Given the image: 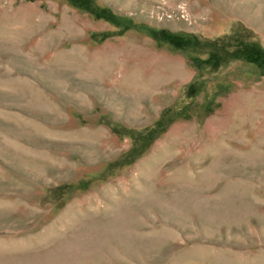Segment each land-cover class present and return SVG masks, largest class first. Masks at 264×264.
I'll use <instances>...</instances> for the list:
<instances>
[{
  "label": "rangeland",
  "instance_id": "obj_1",
  "mask_svg": "<svg viewBox=\"0 0 264 264\" xmlns=\"http://www.w3.org/2000/svg\"><path fill=\"white\" fill-rule=\"evenodd\" d=\"M0 264H264V0H0Z\"/></svg>",
  "mask_w": 264,
  "mask_h": 264
},
{
  "label": "bare ground",
  "instance_id": "obj_2",
  "mask_svg": "<svg viewBox=\"0 0 264 264\" xmlns=\"http://www.w3.org/2000/svg\"><path fill=\"white\" fill-rule=\"evenodd\" d=\"M159 75L161 76V78H155V82H151L147 86H145V91H146L145 93H147V91L150 90L149 93H147L148 95L151 94L152 92H154L156 89L161 88L162 86H166L170 81H174V80L178 79V77H179L178 72L175 70H172L169 72L170 81L166 80L167 75H164V76L161 74H159Z\"/></svg>",
  "mask_w": 264,
  "mask_h": 264
},
{
  "label": "trees",
  "instance_id": "obj_3",
  "mask_svg": "<svg viewBox=\"0 0 264 264\" xmlns=\"http://www.w3.org/2000/svg\"><path fill=\"white\" fill-rule=\"evenodd\" d=\"M166 32H162V34H165ZM164 36V35H163ZM169 37V35H168ZM165 40H170L169 38L163 37ZM172 42H174L173 39H171ZM254 56L257 57V54L253 53V52H249V51H243V52H238L236 53V57L239 59H244L248 62H253L254 61Z\"/></svg>",
  "mask_w": 264,
  "mask_h": 264
}]
</instances>
